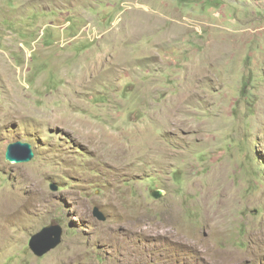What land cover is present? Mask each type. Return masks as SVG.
Returning <instances> with one entry per match:
<instances>
[{"label":"rangeland","instance_id":"374dc122","mask_svg":"<svg viewBox=\"0 0 264 264\" xmlns=\"http://www.w3.org/2000/svg\"><path fill=\"white\" fill-rule=\"evenodd\" d=\"M20 200L0 264H264V0H0V211Z\"/></svg>","mask_w":264,"mask_h":264},{"label":"water","instance_id":"95a60500","mask_svg":"<svg viewBox=\"0 0 264 264\" xmlns=\"http://www.w3.org/2000/svg\"><path fill=\"white\" fill-rule=\"evenodd\" d=\"M13 150L17 153L14 154ZM33 156L31 145L20 141L10 144L5 153V159L11 163L28 162ZM162 194H164V191L161 189L150 191V195L155 199L160 198ZM93 215L98 220H105V216L97 207L94 208ZM61 234L62 229L59 225L46 226L30 238L28 244L29 248L36 256L41 257L48 251L54 249L61 242Z\"/></svg>","mask_w":264,"mask_h":264},{"label":"bare ground","instance_id":"6f19581e","mask_svg":"<svg viewBox=\"0 0 264 264\" xmlns=\"http://www.w3.org/2000/svg\"><path fill=\"white\" fill-rule=\"evenodd\" d=\"M207 190H208V189H207ZM212 194H213V192H208V191H206V192H205V197L208 198V197L212 196ZM225 195H226V197L223 198V201H224V202H225V201H229L230 196H229L228 191L225 192ZM231 200H232V199H231ZM234 201H235V200H234ZM227 204H228V203H227ZM224 205H225V203H224ZM225 206H226V205H225ZM21 207H22V202H21V200H20V201L13 202V203H11V204L5 206V207L0 211V219L2 218V219H4V220H6L8 217H11V214H13V213H17L18 211H20ZM209 216H210V215H209ZM210 217H211V216H210ZM206 218H207V217H206ZM210 221H213V220H210ZM213 222H214V221H213ZM214 223H215V222H214ZM215 228L217 229V226H216V225H215ZM161 233H162L163 235H165V234H169V233H172V234H174L175 237L177 236V234H175V232H173L172 229L164 230V231H162ZM188 241H189V240H188ZM190 244H191V243H190Z\"/></svg>","mask_w":264,"mask_h":264},{"label":"clouds","instance_id":"9594fccd","mask_svg":"<svg viewBox=\"0 0 264 264\" xmlns=\"http://www.w3.org/2000/svg\"><path fill=\"white\" fill-rule=\"evenodd\" d=\"M154 190V189H153ZM152 191V190H151ZM33 253V252H32ZM34 254V253H33ZM35 255V254H34Z\"/></svg>","mask_w":264,"mask_h":264}]
</instances>
